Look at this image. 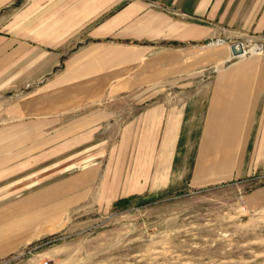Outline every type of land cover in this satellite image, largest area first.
Listing matches in <instances>:
<instances>
[{"label": "crops", "instance_id": "0c3cea01", "mask_svg": "<svg viewBox=\"0 0 264 264\" xmlns=\"http://www.w3.org/2000/svg\"><path fill=\"white\" fill-rule=\"evenodd\" d=\"M17 1L0 0V91L21 81L23 70L49 67L50 49L60 53L66 39L87 25L89 43L63 58L64 80L58 84L68 96L86 102L105 88L114 93L152 80L160 86L122 128L121 144L136 129L139 182L199 186L264 169V54L232 55L225 39L236 33L264 36V0L31 1L41 3L42 14L56 16L54 23L48 17L32 27L30 14L5 21ZM134 68L138 73L127 72ZM33 98L16 102L9 121L0 123V208L8 205L9 213H24L40 198L29 192L38 181L13 178L33 155V144L21 149L30 152H19L18 133H47L50 126V105L38 109ZM96 122L69 133L91 138ZM249 195L259 205L264 183Z\"/></svg>", "mask_w": 264, "mask_h": 264}, {"label": "rangeland", "instance_id": "374dc122", "mask_svg": "<svg viewBox=\"0 0 264 264\" xmlns=\"http://www.w3.org/2000/svg\"><path fill=\"white\" fill-rule=\"evenodd\" d=\"M31 1L42 0H18L5 21L30 14L31 27L49 18L54 23L55 15L42 14L41 3ZM86 27L67 38L60 53L50 49L49 67L23 70L21 81L0 91V123L9 121L10 109L26 95H33L38 109L51 107L47 133L17 135L19 152H30L21 149L33 144V155L13 178L38 181L29 192L40 198L24 213L0 208V264H264V199L254 205L249 195L264 183V169L199 186L139 182L136 129L121 144L122 128L154 99L159 83L125 85L114 93L105 88L86 102L68 96L58 84L64 80L63 58L89 43ZM225 39L229 46L240 41L244 54H264V36L236 33ZM96 119L91 138L69 133Z\"/></svg>", "mask_w": 264, "mask_h": 264}, {"label": "water", "instance_id": "95a60500", "mask_svg": "<svg viewBox=\"0 0 264 264\" xmlns=\"http://www.w3.org/2000/svg\"><path fill=\"white\" fill-rule=\"evenodd\" d=\"M229 48H230V52L232 54H239V53L243 52V48H242L240 41H235V42L231 43Z\"/></svg>", "mask_w": 264, "mask_h": 264}, {"label": "bare ground", "instance_id": "6f19581e", "mask_svg": "<svg viewBox=\"0 0 264 264\" xmlns=\"http://www.w3.org/2000/svg\"><path fill=\"white\" fill-rule=\"evenodd\" d=\"M255 46H252L251 49H253ZM261 51H262V49L260 48V50L257 53H260Z\"/></svg>", "mask_w": 264, "mask_h": 264}]
</instances>
